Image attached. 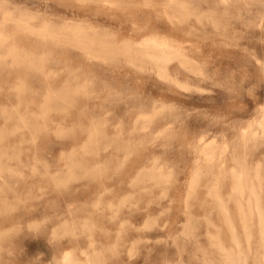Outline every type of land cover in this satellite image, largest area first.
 <instances>
[{"label":"clouds","instance_id":"1","mask_svg":"<svg viewBox=\"0 0 264 264\" xmlns=\"http://www.w3.org/2000/svg\"><path fill=\"white\" fill-rule=\"evenodd\" d=\"M0 264H264V0H0Z\"/></svg>","mask_w":264,"mask_h":264}]
</instances>
